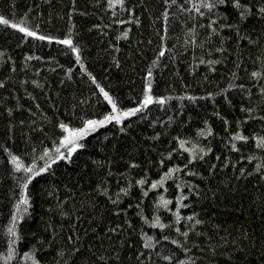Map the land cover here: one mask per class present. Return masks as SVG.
I'll list each match as a JSON object with an SVG mask.
<instances>
[{
    "label": "trees",
    "instance_id": "16d2710c",
    "mask_svg": "<svg viewBox=\"0 0 264 264\" xmlns=\"http://www.w3.org/2000/svg\"><path fill=\"white\" fill-rule=\"evenodd\" d=\"M0 264H264V0H0Z\"/></svg>",
    "mask_w": 264,
    "mask_h": 264
},
{
    "label": "rangeland",
    "instance_id": "374dc122",
    "mask_svg": "<svg viewBox=\"0 0 264 264\" xmlns=\"http://www.w3.org/2000/svg\"><path fill=\"white\" fill-rule=\"evenodd\" d=\"M106 95L108 96V98L110 99V96L109 94L106 92ZM156 99L155 96L149 91L143 101V104H146L152 100ZM139 107V105L135 106V107H128V108H125L123 109L120 113H119V117L121 116H124V115H128V114H131L133 112H135V110ZM116 110H115V107L112 108V110L109 112L110 116H114L116 115L115 114ZM108 117V116H107ZM107 117H103V118H100V119H96V120H91L87 123V125H85L84 127H81L79 129L76 130L77 133H84L88 128H90V126H92L93 124L95 123H101L103 121H105V118ZM75 148V147H73ZM72 148V149H73Z\"/></svg>",
    "mask_w": 264,
    "mask_h": 264
}]
</instances>
